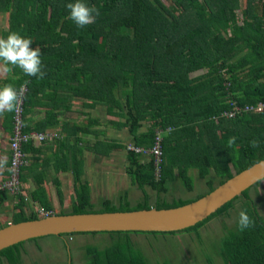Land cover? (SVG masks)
Segmentation results:
<instances>
[{"label":"trees","instance_id":"16d2710c","mask_svg":"<svg viewBox=\"0 0 264 264\" xmlns=\"http://www.w3.org/2000/svg\"><path fill=\"white\" fill-rule=\"evenodd\" d=\"M74 2L0 0V14L8 17L7 30L0 37L6 38L11 32L30 37V47L41 49L46 72L39 79L19 68L13 69L16 88L26 89L22 122H29L26 116L30 101L41 98L43 89H49L51 101L62 100V105L58 109L53 107L50 114L56 117L62 111L67 112L74 100H79L83 109L101 106L110 117L107 122H119L115 125L127 128L134 147L149 149L156 131L161 130L158 175L152 156L128 150L129 144L125 147L131 184L142 191L149 188L157 195L166 193L176 181L191 192V171L200 179L213 175L205 181L209 193L234 174L264 159V110L258 114L241 113L232 119L221 116L231 109L232 101L239 106L264 104V0H244L242 8L240 0H85L98 8L100 15L83 28L70 19L67 4ZM12 116L13 113L11 119ZM84 116V122H100L87 113ZM142 123L148 127L139 132ZM89 127H79L77 131L83 136L92 134ZM24 132H30L25 125ZM231 138H235L232 144ZM253 140L260 142L258 148L250 146ZM80 143L82 139L78 137L73 144L79 151L69 165L75 192L71 211L53 213L46 196L39 197L41 182L34 181L30 199L38 202L44 212L62 215L168 209L202 197L170 202L158 199L152 206L144 193L143 202L131 209L124 193L117 206L105 199L96 210L88 185L81 181ZM103 145L99 141L92 144V153L105 148ZM114 148L99 155L108 156ZM29 150L33 149L27 143L23 151ZM69 154L67 150L65 155ZM213 179L218 180L216 185ZM249 190L195 226L168 234L198 236L200 228L226 214L240 198V211L247 209L255 225L241 232L237 223L235 230L222 239L219 255L223 264H264V220L249 197ZM6 195L7 192L0 191V199H6ZM14 196L17 203L11 223L41 218L32 212L29 199ZM25 209L30 210L29 214ZM130 233L135 232H108L113 243L103 250L87 249V264H148L134 248ZM22 245L0 251V263L6 257L11 264H21Z\"/></svg>","mask_w":264,"mask_h":264},{"label":"rangeland","instance_id":"374dc122","mask_svg":"<svg viewBox=\"0 0 264 264\" xmlns=\"http://www.w3.org/2000/svg\"><path fill=\"white\" fill-rule=\"evenodd\" d=\"M241 8L244 6V0H240ZM238 12V17L240 18ZM8 27L7 14H0V31H6ZM81 108V107H80ZM82 109V108H81ZM86 110V109H85ZM85 110L82 109L84 112ZM92 110V109H91ZM86 114V113H85ZM89 115V113H87ZM86 116V115H85ZM92 116L98 118L100 122H106L109 116L104 112V109L99 106L92 111ZM86 118V117H85ZM83 119V122L85 120ZM118 120V119H117ZM110 158L99 159L102 167H106L101 172V176H109V166L113 167V171L118 175L110 176L113 179V184L102 182L103 177L94 178L92 176L91 163L88 164L90 175L87 177V168L83 169V179L89 180L92 185L91 201L94 208L97 210L100 207L102 200L110 199L112 204L118 205L117 200L124 190L128 192L127 202L129 208L134 209L138 203L143 202L144 195L147 196V203L154 205L156 200H165L170 202L172 199L194 200L199 196H204L207 193L205 185L206 180H211L213 175H209L206 179L197 177L195 171L189 173V177L193 184V190L187 192L180 182H175L168 187L166 193L157 195L149 188L144 191L139 190L135 185L131 184V179L128 175V166L126 162L119 161V157H114L113 165ZM97 164V161L95 162ZM218 180L213 179V184L216 185ZM66 188V187H65ZM70 189V187H68ZM72 192V191H71ZM70 192V193H71ZM145 193V194H144ZM72 195V194H71ZM249 197L253 201L259 215L264 220V181H259L250 187ZM67 206L59 209L55 206L53 212H69L71 210V200L69 195L65 193ZM241 199L239 198L234 207L229 209L226 214H222L206 223L199 229V235L195 233H130V238L134 248L142 253L148 264H223L219 255L222 239L230 231H234L238 221L240 212ZM37 210L33 208V213L41 216ZM38 211V212H37ZM27 214L30 210L27 209ZM4 227V226H3ZM110 234L106 232L100 233H85L69 236H46L37 239L23 242V246L28 251L24 255L20 254L21 264H87L88 251L87 249L95 247L103 250L112 244ZM6 264V262L2 263Z\"/></svg>","mask_w":264,"mask_h":264},{"label":"crops","instance_id":"0c3cea01","mask_svg":"<svg viewBox=\"0 0 264 264\" xmlns=\"http://www.w3.org/2000/svg\"><path fill=\"white\" fill-rule=\"evenodd\" d=\"M1 32L2 31H0V35ZM4 67L3 62L0 61V88L9 83H11L14 87H17L15 76L12 73L13 70L11 73H8L4 70ZM50 92L51 91L49 89H43V95L41 93V98H34L32 100L34 104L30 101L29 111L26 116V119L29 120V122H23V128L25 125L28 129H30L31 133L45 135L46 138L42 140L32 138L27 141L25 144L30 143L31 149H33L31 151H27V153L23 151V146L25 144L21 145V150L25 156L26 164L19 172L20 188L17 194L21 195L26 200L29 199L28 201H30L32 207L37 210L40 208V205L38 202L32 201L30 196L35 190L34 181L39 183L41 182L39 185V197L41 199L43 196H46L52 211H54L55 206H58L59 209L67 206V202L65 201L66 192L69 195V200H71V208L75 201V192L72 180L73 177L71 172L72 167H69V165L72 163L74 154L79 151L78 147L76 148V144H73L78 137L82 139V143H80V147L83 149L82 168H87L88 172L86 173L88 178V175H90L89 168L92 167H89L88 164L91 162L94 165L92 167V176H94V178H97L98 176L100 178L103 177L100 175V171L106 169V167L101 166L99 159L110 158L111 163L108 162L107 164L113 165L114 157H119V161H125L126 166H128L125 147L128 144H133V142L126 127L115 125L119 122H107V120L106 122H94L93 124L92 122H83V119L85 118L84 113H89L92 118V111H95V109H83L79 100L72 101L71 108L67 112L62 111L56 117L53 116L50 114L52 108L55 107L58 109V106L62 105V100L60 101V99H56L55 101H51L48 98V93ZM80 107L85 111L83 112ZM108 118L110 119V117ZM79 127H89V131L93 133L84 136L80 135L77 131ZM147 127V123H142L139 132H144ZM41 128H44V130H40ZM12 130L13 122L11 119V113H5L0 116V159L5 157L7 158V164L4 167H0V182L8 176V166L10 160L9 140L12 135ZM157 134H159L162 139L163 132L159 130L156 131L155 136ZM97 141L104 142L103 146L105 148H99L97 153H92V144ZM68 146H71V148H68ZM111 147L115 148L109 151L108 156L99 155L100 152L105 149L108 150ZM67 150L70 151L68 156L65 155ZM77 159L79 158L77 157ZM96 161L97 164L95 163ZM108 168H110V171H108L109 176H106L107 172H105V177H103L102 182L110 185L113 184V179L110 176L115 175L118 177V175L113 171L112 166H109ZM83 173L84 171H82L81 181L88 185L91 199L93 191L92 185L89 180L85 181L83 179ZM68 187H70V189ZM58 190L60 194L58 193ZM124 193L128 195V192L125 190ZM17 194L7 193L6 199H0V228L11 224V217L12 214L16 212L15 206L17 203V197L14 195ZM119 199L120 196L117 200ZM26 211L27 209H25V212ZM26 251L29 252V250L22 245L20 248V254L24 255ZM4 262H6V264H11L6 257L1 258L0 264ZM81 264H83V262Z\"/></svg>","mask_w":264,"mask_h":264},{"label":"water","instance_id":"95a60500","mask_svg":"<svg viewBox=\"0 0 264 264\" xmlns=\"http://www.w3.org/2000/svg\"><path fill=\"white\" fill-rule=\"evenodd\" d=\"M264 174V159L234 174L211 192L183 206L132 211L46 214L41 218L11 223L0 228V251L28 240L74 233L182 231L204 221L242 195Z\"/></svg>","mask_w":264,"mask_h":264},{"label":"clouds","instance_id":"9594fccd","mask_svg":"<svg viewBox=\"0 0 264 264\" xmlns=\"http://www.w3.org/2000/svg\"><path fill=\"white\" fill-rule=\"evenodd\" d=\"M70 19L79 28H83L95 22L100 15L99 9L90 6L85 0H75L74 3L67 4ZM32 39L25 38L18 32H11L6 38L0 37V61L3 62L4 70L11 73L14 68H19L24 74L43 79L46 72L43 70L42 53L39 47H30ZM24 86L14 87L11 83L0 88V116L5 113H12L19 110V106L25 96ZM235 142L231 138L229 143ZM251 147L258 148V140L251 141ZM7 164V158L0 159V167ZM258 181H264V174H257ZM238 228L241 232L254 227L255 219L249 214L247 209H243L238 214Z\"/></svg>","mask_w":264,"mask_h":264},{"label":"built area","instance_id":"2783aa9c","mask_svg":"<svg viewBox=\"0 0 264 264\" xmlns=\"http://www.w3.org/2000/svg\"><path fill=\"white\" fill-rule=\"evenodd\" d=\"M23 100L19 106V110L13 112L12 122H13V130L12 135L9 140V148H10V160L8 166V176L6 179L0 182V191H5L9 194H17L20 188L19 181V172L20 169L26 164L25 156L21 150V145L25 144L32 138L42 140L45 139V135L35 134V133H25L22 122V111H23ZM231 109L222 113L221 116L227 119H232L241 113H251L254 112L256 114L261 113L264 110L263 103H256L255 105H244L239 106L235 102H230ZM161 137L157 134L154 138V144L149 149H143L139 147H134L129 144L127 149L135 152L136 154H141L144 157L146 155H150L153 157L154 165H155V174H159L158 164L161 161L162 157V145H161ZM149 156V157H150ZM148 157V156H146ZM41 215H46L50 213L44 212L42 209L39 210Z\"/></svg>","mask_w":264,"mask_h":264}]
</instances>
